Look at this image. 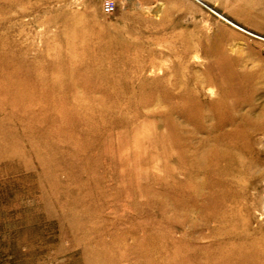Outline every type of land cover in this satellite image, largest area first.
Instances as JSON below:
<instances>
[{
    "label": "rangeland",
    "instance_id": "374dc122",
    "mask_svg": "<svg viewBox=\"0 0 264 264\" xmlns=\"http://www.w3.org/2000/svg\"><path fill=\"white\" fill-rule=\"evenodd\" d=\"M0 264H264V0H0Z\"/></svg>",
    "mask_w": 264,
    "mask_h": 264
},
{
    "label": "built area",
    "instance_id": "2783aa9c",
    "mask_svg": "<svg viewBox=\"0 0 264 264\" xmlns=\"http://www.w3.org/2000/svg\"><path fill=\"white\" fill-rule=\"evenodd\" d=\"M105 10H106L107 13H111V12H113L114 7H113V3H112V1H110V2L108 1V2L106 3Z\"/></svg>",
    "mask_w": 264,
    "mask_h": 264
}]
</instances>
